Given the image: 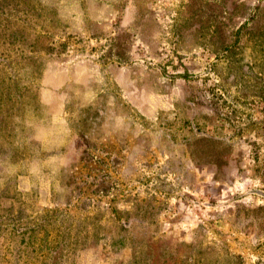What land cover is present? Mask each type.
<instances>
[{
  "label": "rangeland",
  "instance_id": "obj_1",
  "mask_svg": "<svg viewBox=\"0 0 264 264\" xmlns=\"http://www.w3.org/2000/svg\"><path fill=\"white\" fill-rule=\"evenodd\" d=\"M0 264H264V0H0Z\"/></svg>",
  "mask_w": 264,
  "mask_h": 264
}]
</instances>
